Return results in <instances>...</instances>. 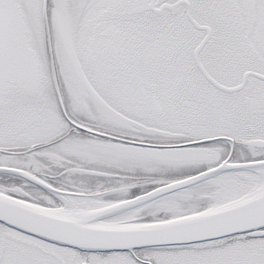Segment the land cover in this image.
Masks as SVG:
<instances>
[{"label": "snow or ice", "instance_id": "1", "mask_svg": "<svg viewBox=\"0 0 264 264\" xmlns=\"http://www.w3.org/2000/svg\"><path fill=\"white\" fill-rule=\"evenodd\" d=\"M0 264H264V0H0Z\"/></svg>", "mask_w": 264, "mask_h": 264}]
</instances>
